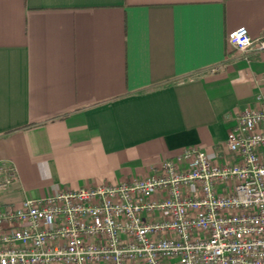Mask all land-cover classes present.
<instances>
[{"label": "crops", "instance_id": "obj_1", "mask_svg": "<svg viewBox=\"0 0 264 264\" xmlns=\"http://www.w3.org/2000/svg\"><path fill=\"white\" fill-rule=\"evenodd\" d=\"M264 0H0V209L117 184L188 146L220 159L264 97ZM214 67L215 70H211Z\"/></svg>", "mask_w": 264, "mask_h": 264}, {"label": "built area", "instance_id": "obj_2", "mask_svg": "<svg viewBox=\"0 0 264 264\" xmlns=\"http://www.w3.org/2000/svg\"><path fill=\"white\" fill-rule=\"evenodd\" d=\"M239 54L254 42L227 35ZM211 70H215L214 67ZM226 154L188 146L154 173L0 209V264H264V97L233 116ZM15 178L0 160V191Z\"/></svg>", "mask_w": 264, "mask_h": 264}]
</instances>
